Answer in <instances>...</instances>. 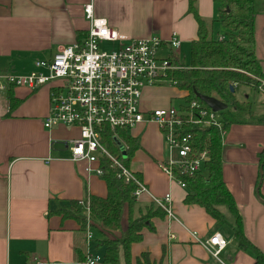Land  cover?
<instances>
[{
  "label": "crops",
  "instance_id": "0c3cea01",
  "mask_svg": "<svg viewBox=\"0 0 264 264\" xmlns=\"http://www.w3.org/2000/svg\"><path fill=\"white\" fill-rule=\"evenodd\" d=\"M87 4L124 40L155 36L164 42L162 50L170 51L167 42L174 33L180 41L179 54H188V59L192 43L198 40L191 9L203 22L208 40H221L224 35L218 23L219 7L213 0H0V73L27 68L34 72V58L50 60L58 47L76 43L79 35L86 37L89 25L83 7ZM253 29L254 57L264 78V0H256ZM22 75L27 74L15 76ZM47 88L34 92L13 88L19 104L12 112L6 91H0V264H82L78 260L83 256L84 264L88 251L101 258V252L94 251L99 237L93 235L88 243L86 231L54 214L70 210L71 202H83L86 194L103 198L106 188L97 176L85 171L86 162L71 159L65 144L78 137L77 128L43 127L50 109L51 88ZM239 88L241 96L236 95ZM159 91L168 90H143L141 110L171 108L174 95L179 93L181 101L187 96L177 89V93L157 97ZM233 92L238 102L251 103L254 111L260 109L256 113H264L262 91L234 86ZM215 118L219 119L218 113ZM126 134L138 140L129 170L139 176L146 190L136 198L134 215L166 195L172 213L171 217L164 213L163 218L151 219L152 231L144 229L141 242L130 247L131 264L142 253L162 264H253L252 255L241 251L232 238L227 208L219 207L226 224L218 225L202 208L185 205V189L158 168L165 152L156 124H139ZM223 135V183L241 217L245 238L264 254V204L256 199L262 166L258 195L264 200V126L232 125ZM114 138L126 150L118 134ZM125 227L124 212L121 230ZM214 234L227 243L217 259L204 248ZM120 264H124L122 258Z\"/></svg>",
  "mask_w": 264,
  "mask_h": 264
},
{
  "label": "built area",
  "instance_id": "2783aa9c",
  "mask_svg": "<svg viewBox=\"0 0 264 264\" xmlns=\"http://www.w3.org/2000/svg\"><path fill=\"white\" fill-rule=\"evenodd\" d=\"M83 15L89 27L82 43L58 47L50 60L36 61V71L27 75L0 73V91L5 92L13 86L34 92L49 86L50 109L43 127L77 128L78 137L65 144L71 159L86 162L85 171L97 177L101 175L100 161L108 159L119 170V179L125 184L132 182L136 185V198L146 190L141 181L102 145L103 130L109 129L116 136L117 131L132 130L139 124H156L164 139L165 152L158 168L185 189L179 178L195 176L209 159L205 151L194 153L192 136L185 133V129L199 124L219 127L215 113L196 101L186 108L141 110L145 88H156L165 83L176 86L168 79V73L179 68L170 58L159 56L164 42L155 36L122 39L106 20L94 15L92 4L83 7ZM105 44L113 45V49H101ZM167 45L170 51H178L180 41L174 33ZM170 203L169 195L162 200L153 199V204L167 217L172 216ZM90 231L87 221L88 243L92 237ZM226 245L219 234H214L204 243V248L217 259ZM100 260V256L91 255L88 251L84 264H97Z\"/></svg>",
  "mask_w": 264,
  "mask_h": 264
},
{
  "label": "trees",
  "instance_id": "16d2710c",
  "mask_svg": "<svg viewBox=\"0 0 264 264\" xmlns=\"http://www.w3.org/2000/svg\"><path fill=\"white\" fill-rule=\"evenodd\" d=\"M218 5V23L224 30L223 39L208 40L206 29L197 14L191 9L198 25V40L192 43L189 52L188 65L174 64L179 69L168 73V79L176 83L175 88L186 92L183 98L184 108L192 101L203 105L195 96L214 98L227 105V109L218 113L216 122L219 127L208 125H193L185 129L192 136L194 153L206 152L208 161L193 177H180L185 185V205L202 208L205 213L218 225L226 224L225 217L219 211L225 206L232 218L229 226L232 238L238 248L248 252L253 257V264H264V254L254 247L242 232V220L234 201L222 180V142L223 132L226 133L232 125L264 126V113H256L248 102H238L231 88L234 86L248 88L259 92L264 90V81L259 63L254 57V18L256 16V0H213ZM85 35H79L77 43H82ZM13 86L6 89L9 111L12 112L19 101L13 96ZM207 109V108H206ZM102 145L129 170L133 154L138 150V140L117 131L118 137L126 145V157L120 155L114 143V133L109 129L103 130ZM261 164H264V151L261 154ZM101 175L98 177L106 188L105 197L86 194L83 202H71L70 210H59L54 214L61 220H72L86 231L87 221L91 230L96 231L100 239L95 240L94 251L101 252V264H131L130 247L140 243L142 231H152L151 219L163 218L164 212L154 204L148 205L144 211L137 209L134 192L137 187L132 182L125 184L119 179L116 166L108 159H102L99 164ZM130 171V170H129ZM131 172V171H130ZM132 173V172H131ZM134 177L140 181L137 174ZM86 206V213L83 211ZM126 213V227L121 230L122 216ZM119 232L118 235L115 233ZM77 254V252H76ZM79 256L81 253L79 252ZM84 262V256L79 258ZM135 264H162L150 259L148 253H142L135 258Z\"/></svg>",
  "mask_w": 264,
  "mask_h": 264
},
{
  "label": "rangeland",
  "instance_id": "374dc122",
  "mask_svg": "<svg viewBox=\"0 0 264 264\" xmlns=\"http://www.w3.org/2000/svg\"><path fill=\"white\" fill-rule=\"evenodd\" d=\"M101 49H104V50H108V51H110L111 49H113V45L111 46V45H106V44H105V45L101 46ZM159 56H160V57L168 56V57H170L171 62L174 61V60H178L179 62H183L184 66H187V65H188V54H185V53H183V52H181V53L179 54V51L161 50V51L159 52ZM38 59H41V58H34V59H33V63H34L35 61H37ZM172 63H174V62H172ZM30 69H31V68H27V70H22V72L14 71V72H12V73L15 74V75L20 74V73L29 74ZM7 71L9 72V71H11V70H7ZM10 73H11V72H10ZM262 86H264V85L262 84ZM47 87H48V86H45V87H43V88H47ZM47 89H48V88H47ZM155 90H168V91H165V92H163V91H159L160 93H159V92L157 93V95H158L157 97H163V95H164L165 93H170V92H172V93H177V89L174 88V87H172L170 83H165V84H163V85L160 86V87H156ZM169 91H170V92H169ZM260 91H262V92L264 93V90H263L262 88H260ZM236 95H237V96H241L240 88L236 91ZM180 97H181V96H180L179 93H177V95H174V98L171 100V103H170L171 108L178 109L179 106H182V105L184 104V102L181 101ZM256 108H258V107H256ZM256 108H255V111H258V110L260 111L259 108H258V110H257ZM114 143L117 145V147H118V149H119V152H120V155H121V157L124 159V158L126 157V152H125V147H124V145L121 144L117 138H114ZM90 232H91V235H92L91 240H92V238H93V235H94L95 237H97V238L99 237V235L97 234L96 231L91 230ZM98 253H99V252H98ZM98 253H97V254H98ZM98 255H99V254H98ZM97 264H101V262H100V263H97Z\"/></svg>",
  "mask_w": 264,
  "mask_h": 264
},
{
  "label": "water",
  "instance_id": "95a60500",
  "mask_svg": "<svg viewBox=\"0 0 264 264\" xmlns=\"http://www.w3.org/2000/svg\"><path fill=\"white\" fill-rule=\"evenodd\" d=\"M231 92H233V89L231 88ZM194 96L205 106L207 107L212 113H220L223 112L227 109V105L217 101L214 98H207L204 96H200L194 92ZM261 178H262V166L259 168V179H258V184L256 188V199L264 204V200L261 199V197L258 195V188L261 183Z\"/></svg>",
  "mask_w": 264,
  "mask_h": 264
}]
</instances>
